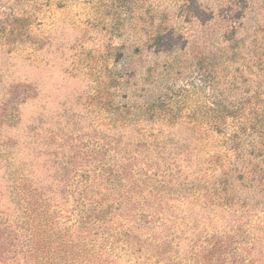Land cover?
I'll use <instances>...</instances> for the list:
<instances>
[{
    "label": "rangeland",
    "instance_id": "1",
    "mask_svg": "<svg viewBox=\"0 0 264 264\" xmlns=\"http://www.w3.org/2000/svg\"><path fill=\"white\" fill-rule=\"evenodd\" d=\"M263 110L264 0H0V264H264Z\"/></svg>",
    "mask_w": 264,
    "mask_h": 264
},
{
    "label": "trees",
    "instance_id": "2",
    "mask_svg": "<svg viewBox=\"0 0 264 264\" xmlns=\"http://www.w3.org/2000/svg\"><path fill=\"white\" fill-rule=\"evenodd\" d=\"M233 106H235V108L228 110V113L229 112H237L240 109L237 105H233ZM227 108H229L228 105L224 104L220 109L224 110ZM239 130L241 132L245 133L246 137H251V136L255 135V133H257V136H259V137L264 135V110H263L262 116L257 115L254 118L248 119L246 122H241ZM241 137H243L242 134H236L232 138L233 149L237 152V154L235 156L234 164H236L235 162H240L239 160H241L243 158V154L246 151H249L251 154L255 153L256 156L264 155V137L263 136H262L263 138H261L260 140L251 139L248 142V147L245 146V144H243V142H245L246 139L240 140ZM249 147H251V148H249ZM238 169H239L238 165H236L233 168H230V170L226 173V177L224 179V184L222 185V187L220 189L219 188L215 189V194L224 198L225 201L229 204H235V203L239 204L240 200H242L241 204L245 205L248 202V196L242 197L237 192L232 191V189H231L232 188L231 187L232 182H230V180L233 178V172L237 171ZM262 171H263V168L258 169L257 167H255L254 169H252V171L251 170H244L237 177L245 178L246 173H252L253 176H255L257 174V179H259V183L261 185V188L264 190V173ZM254 180H255V178L251 179V181H254ZM46 225H47V223H45V226ZM40 226L42 227L43 225L41 224ZM42 234H43V238L46 239V242H49L50 235H48L49 234L48 231L44 230ZM25 242L26 241H24V244H25ZM214 249L215 248L213 246L210 249V251L212 252V251H214ZM35 255H36V250L34 251L33 254H31V258H32V256L34 257Z\"/></svg>",
    "mask_w": 264,
    "mask_h": 264
}]
</instances>
